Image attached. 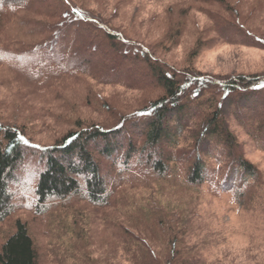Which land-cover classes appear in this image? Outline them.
I'll return each instance as SVG.
<instances>
[{
    "label": "rangeland",
    "instance_id": "1",
    "mask_svg": "<svg viewBox=\"0 0 264 264\" xmlns=\"http://www.w3.org/2000/svg\"><path fill=\"white\" fill-rule=\"evenodd\" d=\"M69 2L88 17L102 19L112 32L121 34L129 42L122 47L127 52L111 50L106 40L101 49L92 44L101 53L90 54L91 70L62 74L55 67L66 69L67 62H71L67 60L69 53L76 52L78 44L88 35L82 31H76L77 35L71 32L68 40L71 51H61L56 57L58 63L43 74L39 71L41 58L34 47L53 36L59 21L55 10L65 8L59 7L63 3L61 0H0V124L14 126L24 134L27 144L52 146L68 132L93 125L110 128L117 125L122 115L143 109L163 95V89L148 71L155 60L162 70L171 74L188 70L214 77L264 75V0ZM52 25L56 26L50 31ZM245 34L249 36L245 38ZM74 37L76 42L71 43ZM144 54L148 55L147 59ZM81 59L75 60V64L87 66L83 64L86 59ZM43 64L46 68L50 66L48 60ZM118 66L122 70L115 73L113 69ZM74 71L85 70L74 68ZM105 72L121 77L117 80L121 83L100 81ZM229 129L244 158L258 169L264 182V147L253 145L234 115H229ZM25 158L9 188L12 209L0 221V245L14 232L16 220H20L27 225L33 240L37 264L123 261L127 255L120 253L117 229L105 225L106 217H114L110 210L72 199L46 210L39 208L34 187L41 164L31 151ZM102 165L108 171L109 164ZM131 170L135 171V167ZM232 182L234 187L241 185L234 178L224 186L229 187ZM142 183L136 190L138 205L148 200L158 201L161 192L166 191L156 189L155 183ZM212 188L204 184L197 191L172 190L177 200L198 205L204 216H212L207 221H213L214 230L226 239L225 246L208 251V258L226 252L235 255L252 240L264 242V205H257L260 190L254 191L256 202L243 210L231 191L218 192ZM126 196V192L120 194L116 201H126Z\"/></svg>",
    "mask_w": 264,
    "mask_h": 264
},
{
    "label": "trees",
    "instance_id": "2",
    "mask_svg": "<svg viewBox=\"0 0 264 264\" xmlns=\"http://www.w3.org/2000/svg\"><path fill=\"white\" fill-rule=\"evenodd\" d=\"M61 2L59 7L65 8L55 10L59 21L50 26V31L56 26L53 36L34 47L41 58L39 71L46 74L58 63L61 51H71V32L88 35L76 52L69 53L67 60L71 62L66 69L55 67L62 74L90 71V54L101 53L92 44L101 49L106 40L111 50L127 52L122 47L129 42L102 19L88 17L69 0ZM73 40L71 43L76 42L75 37ZM80 58L86 59L83 64L87 66L75 64ZM44 60L50 62L48 68ZM113 70L119 73L122 69L118 66ZM148 71L163 95L141 110L122 115L113 127H81L52 146L39 147L27 144L24 134L14 126L0 124V221L11 212L9 188L25 154L31 151L41 164L34 187L38 207L46 210L72 199L110 210L114 217H106L105 225L117 229L120 253L127 255L117 264H264V242L255 240L245 251L209 259L208 251L225 246L226 239L214 230L213 221H207L212 216H204L198 205L177 200L172 192L176 188L197 191L209 184L218 192L231 191L238 207L248 210L256 202L254 191L260 190L257 205H264L261 174L244 158L229 129V115H234L253 145L264 147V75L214 77L188 70L171 74L162 70L157 60L150 63ZM115 73L105 72L100 81L121 83ZM102 163L109 164L108 171ZM234 178L240 187H234V182L224 186ZM141 182L155 183L156 189L166 191L158 201L138 205L135 196ZM125 192L126 201H116ZM36 259L27 225L16 220L14 232L0 245V264H37Z\"/></svg>",
    "mask_w": 264,
    "mask_h": 264
}]
</instances>
